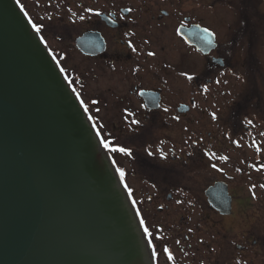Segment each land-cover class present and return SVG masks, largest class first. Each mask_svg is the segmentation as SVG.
I'll return each mask as SVG.
<instances>
[{
  "label": "flooded vegetation",
  "instance_id": "obj_1",
  "mask_svg": "<svg viewBox=\"0 0 264 264\" xmlns=\"http://www.w3.org/2000/svg\"><path fill=\"white\" fill-rule=\"evenodd\" d=\"M69 6L77 32L51 27L48 34L74 42L86 62L51 51L91 108L101 138L110 140L107 149L125 173L157 260L188 250L159 238L143 204L202 201L211 220L205 256L264 264V0H63ZM86 33L92 54L76 44ZM219 181L231 197L229 213L206 193ZM184 210L189 217L192 207ZM190 240L185 235L184 244Z\"/></svg>",
  "mask_w": 264,
  "mask_h": 264
},
{
  "label": "water",
  "instance_id": "obj_2",
  "mask_svg": "<svg viewBox=\"0 0 264 264\" xmlns=\"http://www.w3.org/2000/svg\"><path fill=\"white\" fill-rule=\"evenodd\" d=\"M76 44L94 53L91 33ZM17 0H0V264H154L125 186ZM231 211L221 181L206 190Z\"/></svg>",
  "mask_w": 264,
  "mask_h": 264
},
{
  "label": "rangeland",
  "instance_id": "obj_3",
  "mask_svg": "<svg viewBox=\"0 0 264 264\" xmlns=\"http://www.w3.org/2000/svg\"><path fill=\"white\" fill-rule=\"evenodd\" d=\"M19 3L28 12L33 22L40 28L48 48L70 51L71 57H69V61L73 63L86 62L78 53L75 54L76 51L73 49L74 42L66 44L65 42H59L58 32L55 33L52 31L53 33H51V35L48 34L51 27L53 29H58V31H65L67 27L72 35L77 32L79 29L77 20L71 17V13L74 12L73 7L69 6L70 8H63V0H19ZM61 66L65 69L62 63ZM88 109L90 112L92 111L90 107ZM103 140L108 143L110 142V140L104 136ZM192 195H194V193ZM165 204H169V202L143 205L147 208L146 212L150 218V222H154L155 228L158 226L159 238L166 241L170 240L173 247H177L178 251L183 247L188 251L182 252L177 259L165 260L168 259L165 257L163 261L160 259L158 263H156L155 260V264H221L218 257L212 256L207 258L203 253L205 249L206 228L211 224V220L207 219L204 214L206 204L202 201L190 203L171 202L170 208L164 206ZM160 205L165 208L163 211H158L157 207ZM189 207H192V211L191 215L188 217L184 208L187 209ZM183 216L184 221L181 219ZM240 221L241 219L239 220V227L243 226ZM235 222H233L231 226H234V224H236ZM234 227H236V225ZM187 234L191 235L190 244H184L185 235ZM147 235L150 244H152L153 240L148 232ZM176 236L180 237L181 244L176 242ZM192 250H197V253Z\"/></svg>",
  "mask_w": 264,
  "mask_h": 264
},
{
  "label": "snow or ice",
  "instance_id": "obj_4",
  "mask_svg": "<svg viewBox=\"0 0 264 264\" xmlns=\"http://www.w3.org/2000/svg\"><path fill=\"white\" fill-rule=\"evenodd\" d=\"M17 2H19V0H17ZM89 11H91V9H89ZM128 11H131V9H128ZM81 19H83V17H81ZM33 27L36 28V31H37V32L40 31V28L37 27V25L33 24ZM206 31H207V29H206ZM41 39H43V37H41ZM149 55H155V53H149ZM61 70L63 71V69H61ZM185 75H186V74H185ZM188 79H192V77H191V76H188ZM212 116H213V118L215 119V118H216V113H215V112L212 113ZM178 118H179V117H177V119H178ZM133 123H139V121H133ZM247 123L251 124L252 121L249 120V121H247ZM103 143H104V147H105V148L109 147V143H108L107 141H103ZM113 150H115V149H113ZM119 151H121V152H125V153L131 155V150L128 149V148L121 147V148L119 149ZM221 159H227V157H221ZM213 167H215V165H213ZM119 171H120V176H121V178H123L124 175H125L123 169H120ZM125 187H128V186L125 185ZM261 187H264V185H261ZM128 191H129V193L131 194L132 189H131V188H128ZM133 203H135V201H133ZM141 223H144V221L141 220ZM144 231L147 233L149 230H148L147 227H145V228H144ZM149 234L151 235V233H149ZM164 250H165V251H168V249H164ZM168 258H169V259H172V254H171L170 252H169Z\"/></svg>",
  "mask_w": 264,
  "mask_h": 264
}]
</instances>
